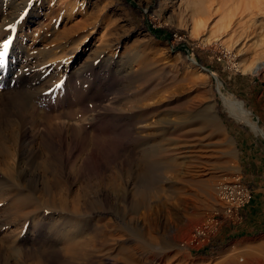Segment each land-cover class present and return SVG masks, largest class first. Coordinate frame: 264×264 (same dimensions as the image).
<instances>
[{
    "label": "rangeland",
    "instance_id": "obj_1",
    "mask_svg": "<svg viewBox=\"0 0 264 264\" xmlns=\"http://www.w3.org/2000/svg\"><path fill=\"white\" fill-rule=\"evenodd\" d=\"M130 1L138 8L122 0H34L29 2L33 10L16 16L18 27L10 26L16 47L12 59L19 63V74L11 84H1L0 93L5 91L14 105L25 100L21 102L30 114L25 140L29 143L20 150L17 141L5 142L15 125L0 105V132L7 135L0 140V168L8 147L15 158L34 152L33 169H28L24 157L20 166L27 171L24 180L37 178V188L34 193L26 191L23 184L29 182L14 173L16 191L0 199L5 246L0 249V264H66L70 259L71 264H109L98 263L95 256L107 252L115 256L122 246L143 264H224L220 255L235 243L239 247L232 253V263L226 264H264V236L226 238L221 236L225 222L206 247L182 245L192 229L220 206L218 184L237 178L235 143L224 127L232 115L221 94L243 103L248 87L235 84L224 89L218 75L229 78L239 73L248 84L263 79L236 65L264 49V2L251 9L236 7L227 33L215 43H202L200 37L207 35L211 22L191 35L189 15L179 13L182 8L176 5L180 0L166 9L160 8V0ZM8 10L0 3V23L14 15ZM147 24L165 28L171 37L155 38ZM4 53L11 57L9 49ZM196 54L216 71L198 63ZM105 55L113 62L103 65ZM20 76L24 79L16 81ZM44 80L51 84H42ZM42 180L46 188L41 187ZM16 193L24 197L21 206L35 204L42 214L45 211L42 217L49 226L42 231L45 237L28 234L21 244L13 235L21 217L10 210V197L14 201ZM41 201L58 206H42ZM72 210L90 217L92 227L78 237L81 245L70 256L64 254L55 231L61 221L50 215L70 216Z\"/></svg>",
    "mask_w": 264,
    "mask_h": 264
},
{
    "label": "bare ground",
    "instance_id": "obj_2",
    "mask_svg": "<svg viewBox=\"0 0 264 264\" xmlns=\"http://www.w3.org/2000/svg\"><path fill=\"white\" fill-rule=\"evenodd\" d=\"M28 1V2H26ZM30 1H34V0H0V3L4 4L8 9V11L12 12L14 11V15L12 16L11 19L9 20H5V22L2 21V23H0V57H3V59L0 58V85L1 84H6V83H10L13 81L14 75L17 72V67L19 65V63H17L15 61V58L12 59V57L14 56V51H12L13 49H15L16 47L13 48L12 43L14 42V37L13 34V27H10L11 24H17L19 23V21H17V15H21L22 13H24L28 8L32 9L34 7H32L33 5H31L29 2ZM108 1V0H107ZM26 2V3H25ZM264 0H180L178 2V4H176L177 6H179V9L182 8L179 13L184 14V13H188L189 15V19H190V33L191 35L196 34V32L199 29L204 28L205 26L209 25V22H211V24L209 25V27H207L208 31H207V35L205 37H200V41L202 43H207V42H212L215 43L218 40L221 39V37L227 33V29L228 26L230 25V21H231V17L232 14L234 12V10L236 9V7H241L244 9H251L255 6H257L259 3H263ZM28 3L30 4L28 6ZM105 3V2H104ZM107 3V2H106ZM26 4V5H25ZM33 4V3H32ZM159 5L161 9H166L167 7L170 6L173 7L175 5L173 0H160L159 1ZM176 6V7H177ZM31 11V10H30ZM10 17V16H9ZM6 18V17H5ZM4 18V19H5ZM13 25V26H14ZM19 25V24H18ZM18 27V26H17ZM17 31V30H16ZM17 34V32H16ZM21 35V34H20ZM21 37V36H20ZM19 42V41H18ZM15 44V43H14ZM83 48V47H82ZM10 51V53H12L10 58L8 56L4 57L6 50ZM77 50V49H76ZM79 51V50H78ZM100 53V52H99ZM102 53V52H101ZM98 55V54H97ZM96 55V56H97ZM29 56V55H28ZM31 56V55H30ZM101 56V54H100ZM99 56V57H100ZM18 57V56H17ZM98 57V56H97ZM5 58V59H4ZM28 58V57H27ZM26 58V59H27ZM31 58V57H30ZM25 59V60H26ZM103 59V58H102ZM98 61V60H97ZM91 62V61H90ZM94 62V61H93ZM110 62H113L110 60V58L106 57L104 58V63L103 65L109 64ZM101 63V62H100ZM18 64V65H17ZM89 64V63H88ZM91 64V63H90ZM102 64V63H101ZM124 63H122L123 65ZM2 65V66H1ZM24 65V64H21ZM102 65V66H103ZM25 66V65H24ZM92 66V65H91ZM264 66V49L261 50V52L257 53V56L255 58H253L250 61L244 60V59H240L237 62L236 67L241 71V72H259L261 67ZM21 67V66H20ZM19 67V68H20ZM99 67V66H98ZM105 67V66H104ZM109 67V66H108ZM18 68V70H19ZM24 68V67H23ZM83 68V67H82ZM87 68V67H86ZM103 68V67H102ZM118 68V67H117ZM56 69V68H55ZM90 69V68H89ZM88 69V70H89ZM99 69V68H97ZM107 69V68H106ZM121 69V68H120ZM119 69V70H120ZM25 69H23L22 71H24ZM80 70V69H79ZM82 70V69H81ZM94 70V69H93ZM125 70V68H124ZM127 70V69H126ZM125 70V71H126ZM130 70V69H129ZM20 71V70H19ZM33 71V70H32ZM85 71V70H84ZM104 71V70H103ZM21 72V71H20ZM82 72V71H81ZM119 72V71H118ZM18 73V72H17ZM29 73V72H28ZM35 73V72H34ZM33 73V75H34ZM68 73V72H67ZM70 73V72H69ZM95 73V72H94ZM99 73H101L99 71ZM112 73V72H111ZM110 73V74H111ZM121 73V72H120ZM132 73V70H131ZM19 74V73H18ZM86 74V73H85ZM96 74V73H95ZM127 74V73H126ZM129 74V73H128ZM70 75V74H69ZM82 74H80L81 76ZM90 75V74H89ZM116 75V74H113ZM120 75V74H119ZM25 76V75H24ZM23 76V77H24ZM76 76V75H75ZM106 76V75H105ZM22 76H20L17 80H22L24 79ZM82 77V76H81ZM102 77V76H101ZM111 77V76H109ZM34 78V77H33ZM75 78V77H74ZM78 78V77H77ZM92 78V77H91ZM32 79V78H31ZM37 79V78H35ZM76 79V78H75ZM88 79V78H87ZM90 79V78H89ZM110 79V78H109ZM78 80V79H77ZM80 80V79H79ZM107 80V77L106 79ZM26 81V80H25ZM31 81V80H30ZM84 81V78H83ZM82 79L80 82H83ZM86 81V80H85ZM88 81V80H87ZM20 82V81H18ZM48 81H43L42 84L47 83ZM105 82V81H104ZM21 83V82H20ZM49 83V82H48ZM93 83V82H91ZM91 83L90 87H91ZM218 83V82H217ZM11 84V83H10ZM23 84V83H22ZM32 84V83H31ZM35 84V83H33ZM51 84V83H49ZM78 84V83H77ZM81 84V83H80ZM86 84V82H85ZM84 84V85H85ZM88 84V83H87ZM17 85V84H15ZM27 85H29V83H27ZM56 85V84H55ZM59 85V84H58ZM108 85V84H107ZM219 85V83H218ZM20 86V85H19ZM23 86V85H21ZM20 86V87H21ZM43 87V85H41ZM50 86V85H49ZM48 86V88H49ZM78 86V85H77ZM6 87V86H5ZM17 87V86H16ZM18 87V88H20ZM42 87H40L42 89ZM47 87V86H45ZM87 87V86H86ZM103 87V86H102ZM23 88V87H21ZM78 88V87H77ZM80 88V87H79ZM10 89V88H9ZM25 89V88H24ZM39 89V88H37ZM39 89V90H41ZM62 89V88H61ZM74 89V88H72ZM82 89V88H81ZM88 89V87H87ZM86 89V90H87ZM105 89V88H103ZM7 90L8 89H4ZM14 90V89H13ZM17 90V89H16ZM15 90V91H16ZM19 90V89H18ZM38 90V91H39ZM83 90V89H82ZM20 91V90H19ZM32 91V90H31ZM45 91V90H44ZM49 91V90H48ZM53 91V90H52ZM56 91V90H54ZM104 91V90H103ZM5 91L2 90V93H0V105L3 107V109L14 118V120H12V124H14L15 126H12L11 130H10V138H7V135L2 134L0 132V140H5L6 139V143H10L12 144V142L18 143V145L21 146L20 150H22L24 147H26L28 145V141L26 142V138L28 135V131H27V127L26 124L29 122L28 118L30 116V114L28 115L26 112V108H24L22 106L23 100H18V102H16V104L14 105L12 102V98L9 95H5L4 94ZM12 92V90H11ZM27 92V93H26ZM43 92V91H42ZM47 92V91H46ZM74 92V91H73ZM9 93V92H8ZM15 93V92H13ZM21 93V92H20ZM24 93L26 94V96L28 97L29 95H27L29 92L24 90ZM63 93V92H62ZM82 93V92H81ZM12 94V93H11ZM17 94V93H16ZM25 94L21 93L20 96L22 98L26 97ZM38 94V93H36ZM40 94V92H39ZM44 94V93H43ZM52 94V93H50ZM55 94V92H54ZM83 94V93H82ZM34 95V94H33ZM32 95V96H33ZM76 95V92H75ZM85 95V94H84ZM35 96V95H34ZM78 96V95H77ZM13 97V95H12ZM19 97V96H18ZM38 97V96H36ZM50 97V96H48ZM79 97V96H78ZM21 98V99H22ZM30 98V96H29ZM44 98V96H43ZM47 98V96H46ZM20 99V98H19ZM28 99V98H27ZM31 99V98H30ZM48 99V98H47ZM56 99V98H54ZM73 99V98H72ZM76 99V96L75 98ZM80 99V98H79ZM221 99H222V104L224 105V107L228 110V112L233 115L234 117H236V119H241L246 121L247 123L251 124L253 126V128H255L254 123H252L249 120V110L246 109L242 102L240 100L237 99H232V98H228L224 95L221 94ZM220 99V100H221ZM32 100V99H31ZM40 100V99H39ZM45 100V99H44ZM23 101V102H21ZM47 101V100H45ZM60 101V100H59ZM66 101V100H65ZM25 103V102H24ZM34 104V103H33ZM35 105V104H34ZM34 107V106H32ZM109 112V110H107ZM114 114V113H113ZM118 116V115H117ZM9 117V116H8ZM8 119V118H7ZM1 125V124H0ZM134 125V124H133ZM142 126V124H141ZM140 127V126H138ZM137 128V127H136ZM144 128V127H142ZM141 129V128H140ZM136 131V129H134ZM255 132V131H254ZM259 132V131H258ZM140 133V132H139ZM257 134V133H256ZM2 144V143H1ZM3 145V144H2ZM17 146V145H16ZM29 148V147H28ZM7 154L5 156L6 160L3 162V168H0V199L5 197L7 194L13 193L14 191H16L17 186L15 185V179L13 177L14 173H17V178L18 180H21L24 178L25 174H26V170L22 171L21 169L23 167L20 166L21 161L20 159H22V157H24L25 160V165L28 166V169H33L32 165H33V161L35 160V153L34 152H30L29 155L27 156H22L19 153L17 154V157L15 158V156H13V152L11 150L10 147H8ZM33 155V156H32ZM49 164V163H48ZM40 165V164H39ZM43 166V165H41ZM53 168V167H52ZM44 169H47V166H44ZM53 171V170H52ZM19 172V173H18ZM55 175V174H54ZM16 178V180H17ZM24 180V179H23ZM27 182H29L28 184H23V186L25 187L24 189L29 192L34 193L36 188H37V178L34 179H30L28 180L27 178L25 179ZM25 180L23 182H25ZM18 183V182H17ZM21 184V183H20ZM45 186V184L43 183V180L41 181V187ZM87 187V186H86ZM46 188V186L44 187ZM85 190V189H84ZM123 190V189H122ZM22 191H20L21 193ZM118 192V191H117ZM116 192V193H117ZM126 192V191H125ZM124 192V193H125ZM121 193V192H119ZM118 193V194H119ZM122 194V193H121ZM35 196V195H34ZM24 197L22 195L19 194H15L14 195V201L13 199L10 197V210L13 211L18 214H20V221L18 219V224L17 226H19V228L17 230H15V232H13L15 235V238H18L20 240L21 244H24L26 242V238L28 234H31L32 237H45L44 233L42 231L46 230L49 226L46 223V221L43 219L42 215L46 214L45 211H43L44 213L42 214L39 209L37 208V206L34 205H26V206H21L20 202H23L22 199ZM124 198V197H123ZM9 200V198H8ZM19 201V202H18ZM58 201V200H57ZM18 202V203H17ZM42 206L43 205H52L51 208H56L58 205H55L54 202H48L47 201H41ZM14 203V204H13ZM128 203V202H127ZM132 203V202H131ZM105 204V203H104ZM134 205V204H133ZM71 206V205H70ZM115 206V205H114ZM120 207V206H119ZM125 207V205H124ZM13 208V210H12ZM43 209V208H42ZM59 209V208H58ZM65 209V208H64ZM132 209V208H131ZM41 210V209H40ZM157 210V209H156ZM89 211V210H88ZM52 212V211H51ZM70 212V211H69ZM73 214H71L70 216H68V214H62V213H57L55 214V212L50 215L53 219L55 218L57 221H61V224H58L56 222V224L61 225L59 226V228H57L56 234L57 236H59V240L61 238V242H62V246H63V252L64 254H68V255H73V251L75 248H77L78 245L80 244V239H78L79 236H83L85 234V232H87L89 229H91V221L89 218L90 217H85L82 216L78 213V211L76 210H72L71 211ZM90 214V213H89ZM158 214V213H157ZM16 216V215H15ZM18 216V215H17ZM80 216V217H79ZM12 217V216H11ZM130 219V218H128ZM124 220V219H123ZM158 220V219H157ZM17 221V220H16ZM13 222V221H11ZM15 222V221H14ZM48 222V221H47ZM53 222V220L51 221ZM98 222V221H96ZM8 223V222H7ZM94 223V222H93ZM97 224V223H95ZM135 224V223H134ZM143 224V223H142ZM7 225V224H6ZM55 225V224H54ZM3 226V225H2ZM8 226V225H7ZM11 226V224H10ZM9 226V227H10ZM16 226V225H15ZM104 226V225H103ZM12 227V226H11ZM58 227V226H57ZM133 227V226H131ZM7 229V228H6ZM51 229V227H50ZM49 229V230H50ZM54 229V227H53ZM95 229V228H94ZM141 229V228H140ZM48 230V231H49ZM93 230V229H92ZM142 230V229H141ZM170 231V230H169ZM51 232V231H49ZM43 233L41 236L40 234ZM53 233V231H52ZM150 233V232H149ZM47 234V233H46ZM153 234V233H152ZM91 235V234H90ZM49 238V235H46ZM55 236V235H54ZM96 236V235H95ZM149 236V235H148ZM191 235L189 234L184 240L188 239ZM4 236H0V249H3L4 244ZM56 237V236H55ZM163 237V236H162ZM83 239V238H82ZM47 240V238H46ZM55 240V239H54ZM84 240V239H83ZM92 240V239H91ZM163 240V239H162ZM13 241V240H12ZM97 242V240H96ZM54 243V242H53ZM83 243V242H82ZM88 243V242H87ZM48 244H49V240H48ZM101 244V243H100ZM86 245V244H85ZM84 245V246H85ZM87 246V245H86ZM101 247V246H100ZM99 247V248H100ZM112 247V246H111ZM114 247V246H113ZM120 247V246H119ZM159 247V246H158ZM239 246H237V243L234 244V246L231 248L230 251L220 255V262L221 263H232L233 257L235 254H232L233 252H235V250L238 249ZM8 248V245H7ZM94 247H92L93 249ZM175 248V247H174ZM14 249V248H13ZM81 249V248H80ZM84 249V248H83ZM91 249V251H92ZM104 249V248H103ZM106 249V248H105ZM186 249V248H185ZM143 250V249H142ZM171 250V249H170ZM90 251V252H91ZM146 251V250H145ZM148 251V250H147ZM165 251V250H164ZM162 251V252H164ZM172 251V250H171ZM110 252V251H109ZM161 252V251H160ZM168 252H170L168 250ZM98 253V252H97ZM96 253V254H97ZM142 253V251H141ZM171 253V252H170ZM90 254V253H89ZM92 254V253H91ZM115 256H112V253H106V254H101V255H96L95 257L97 258L98 263H101L103 261H106L109 264H113V263H117V264H143V260L141 258H139L137 256V254H135L134 252H131L129 250V247L127 246H122V250H118ZM167 254V253H166ZM165 254V255H166ZM179 255V254H178ZM92 256V255H91ZM94 256V255H93ZM148 257V256H147ZM167 257V256H166ZM172 257V256H171ZM68 258V257H67ZM154 258V257H153ZM175 258V257H174ZM184 258V257H183ZM157 259V258H156ZM177 259V258H176ZM180 259V258H179ZM239 259V258H238ZM71 260V259H70ZM67 262L69 264H71V261ZM251 260V259H250ZM154 261V260H153ZM158 261H163V260H158ZM111 262V263H110ZM164 262V261H163ZM171 262V261H170ZM173 262V261H172ZM175 262V260H174ZM66 263V264H68ZM151 263V262H150ZM167 263V262H166ZM157 264V263H155ZM164 264V263H163ZM170 264V263H169ZM175 264V263H174ZM190 264V263H189Z\"/></svg>",
    "mask_w": 264,
    "mask_h": 264
},
{
    "label": "crops",
    "instance_id": "obj_3",
    "mask_svg": "<svg viewBox=\"0 0 264 264\" xmlns=\"http://www.w3.org/2000/svg\"><path fill=\"white\" fill-rule=\"evenodd\" d=\"M242 96L245 98L242 104L249 110V120L255 128L233 115L228 116L224 127L236 147L235 175L252 194L236 216L223 224L221 236L248 239L264 236V83L254 78Z\"/></svg>",
    "mask_w": 264,
    "mask_h": 264
},
{
    "label": "built area",
    "instance_id": "obj_4",
    "mask_svg": "<svg viewBox=\"0 0 264 264\" xmlns=\"http://www.w3.org/2000/svg\"><path fill=\"white\" fill-rule=\"evenodd\" d=\"M222 52V56H225L226 51ZM217 58L219 59V57ZM255 74H260L263 77L261 81L264 83V66ZM251 194V190L239 178L220 182L217 186L220 206L192 229L191 236L184 240L182 245L194 249L206 247L218 227L236 216L238 209L249 202Z\"/></svg>",
    "mask_w": 264,
    "mask_h": 264
},
{
    "label": "trees",
    "instance_id": "obj_5",
    "mask_svg": "<svg viewBox=\"0 0 264 264\" xmlns=\"http://www.w3.org/2000/svg\"><path fill=\"white\" fill-rule=\"evenodd\" d=\"M122 1L134 9L138 8L130 0H122ZM146 28L157 39H167V38H170L171 34H172L171 32L165 30V28H153L149 24L146 25ZM178 48L180 49V51L182 53L185 52V48H181V47H178ZM195 58H196L197 62L200 63L201 65H204V66L210 68V70H212V71H216L215 68H212V66H209L197 54L195 55ZM218 77H219L220 81L222 82V86L224 89H228V90L232 89L231 87L234 86L235 84H238L240 87H244V86H245V88L249 87V84L247 83L248 78L246 76H242L239 73H235L233 77H229V78H227L226 76L224 77L221 74H219ZM237 96H239V95H237Z\"/></svg>",
    "mask_w": 264,
    "mask_h": 264
},
{
    "label": "water",
    "instance_id": "obj_6",
    "mask_svg": "<svg viewBox=\"0 0 264 264\" xmlns=\"http://www.w3.org/2000/svg\"><path fill=\"white\" fill-rule=\"evenodd\" d=\"M206 70L209 71V72L212 74V72H211L209 69H206ZM212 75H213V74H212ZM213 77H214L216 83H217V82L220 83V81L218 80V78H217L216 76L213 75Z\"/></svg>",
    "mask_w": 264,
    "mask_h": 264
}]
</instances>
